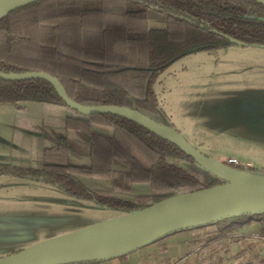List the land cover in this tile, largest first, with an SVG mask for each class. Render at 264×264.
I'll use <instances>...</instances> for the list:
<instances>
[{"label":"trees","instance_id":"1","mask_svg":"<svg viewBox=\"0 0 264 264\" xmlns=\"http://www.w3.org/2000/svg\"><path fill=\"white\" fill-rule=\"evenodd\" d=\"M149 12L163 15L164 26L150 27ZM229 43L264 47V5L253 0H38L0 18V71L46 72L80 104L126 106L162 123L153 91L156 77L187 53ZM26 101L63 107V124H42L40 130L25 124V130L53 143L43 145L40 167L0 164V175L41 178L72 199L121 213L221 183L180 147L134 120L78 113L42 79L0 78V103L22 110ZM92 125L108 126L113 133H95ZM74 133L88 147V165L69 161ZM79 176L108 179L111 189L87 187ZM138 183L147 184L148 191L132 194ZM262 214L239 213L192 228L215 226L217 239L260 221Z\"/></svg>","mask_w":264,"mask_h":264},{"label":"rangeland","instance_id":"2","mask_svg":"<svg viewBox=\"0 0 264 264\" xmlns=\"http://www.w3.org/2000/svg\"><path fill=\"white\" fill-rule=\"evenodd\" d=\"M164 24L163 15L149 12L150 27ZM153 91L160 110L168 116L159 118L162 124L178 131L200 153L221 165L264 177V47L229 43L213 50L192 51L156 77ZM22 105L24 109L18 110L10 103H0V164L40 167L43 145L53 142L41 140L38 132L27 131L24 125L33 123L39 130L42 124L60 127L65 111L37 101ZM91 129L103 135L113 133L103 125H92ZM73 136L70 163L88 165L87 145L80 134ZM228 159L240 164L228 165ZM169 161L181 167L188 165L183 159ZM79 179L87 187L111 189L108 179ZM147 191V184L132 186V194ZM117 213L87 199H71L41 178L0 175V248L47 237L45 240Z\"/></svg>","mask_w":264,"mask_h":264},{"label":"water","instance_id":"3","mask_svg":"<svg viewBox=\"0 0 264 264\" xmlns=\"http://www.w3.org/2000/svg\"><path fill=\"white\" fill-rule=\"evenodd\" d=\"M35 1L38 0H0V18ZM253 1L264 5V0ZM0 78L10 81L42 79L53 86L68 108L78 113H109L134 120L180 147L194 162L221 180L208 188L172 195L130 213L42 240L0 258V264H71L116 258L172 232L239 213L264 212V177L246 175L208 158L175 129L126 106L80 104L68 97L56 77L46 72L0 71Z\"/></svg>","mask_w":264,"mask_h":264},{"label":"crops","instance_id":"4","mask_svg":"<svg viewBox=\"0 0 264 264\" xmlns=\"http://www.w3.org/2000/svg\"><path fill=\"white\" fill-rule=\"evenodd\" d=\"M164 118H168L166 113ZM120 214L122 213L114 216ZM259 217L260 221L249 223L237 233L226 237L214 239L212 236L216 233L215 226L184 229L169 233L116 258L72 264H264V234H260L264 214ZM89 222L61 233L82 228L90 224ZM44 238L47 237L0 248V258L25 249Z\"/></svg>","mask_w":264,"mask_h":264},{"label":"built area","instance_id":"5","mask_svg":"<svg viewBox=\"0 0 264 264\" xmlns=\"http://www.w3.org/2000/svg\"><path fill=\"white\" fill-rule=\"evenodd\" d=\"M227 164L238 166L240 163L236 159H228Z\"/></svg>","mask_w":264,"mask_h":264}]
</instances>
